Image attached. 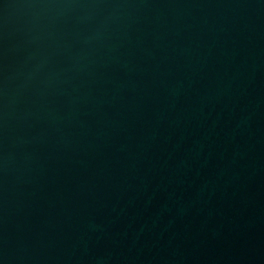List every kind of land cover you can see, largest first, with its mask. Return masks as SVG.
Masks as SVG:
<instances>
[{
    "label": "water",
    "instance_id": "water-1",
    "mask_svg": "<svg viewBox=\"0 0 264 264\" xmlns=\"http://www.w3.org/2000/svg\"><path fill=\"white\" fill-rule=\"evenodd\" d=\"M0 264H264V0H0Z\"/></svg>",
    "mask_w": 264,
    "mask_h": 264
}]
</instances>
